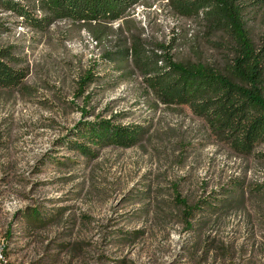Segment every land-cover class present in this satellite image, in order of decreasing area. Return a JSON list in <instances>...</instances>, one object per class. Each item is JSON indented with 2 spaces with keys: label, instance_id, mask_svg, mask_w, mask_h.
<instances>
[{
  "label": "rangeland",
  "instance_id": "374dc122",
  "mask_svg": "<svg viewBox=\"0 0 264 264\" xmlns=\"http://www.w3.org/2000/svg\"><path fill=\"white\" fill-rule=\"evenodd\" d=\"M246 19L261 45L264 10ZM135 46L146 58L223 73L232 58L226 37L165 0H137L115 23L45 30L0 9V50L26 74L17 89L0 90V237L9 261L264 264V142L239 154L189 107L163 105L134 57H110ZM109 126L143 136L131 148L89 141Z\"/></svg>",
  "mask_w": 264,
  "mask_h": 264
},
{
  "label": "trees",
  "instance_id": "16d2710c",
  "mask_svg": "<svg viewBox=\"0 0 264 264\" xmlns=\"http://www.w3.org/2000/svg\"><path fill=\"white\" fill-rule=\"evenodd\" d=\"M43 16L35 19L15 0H0V9L13 12L33 28L45 30L58 21L82 24L115 23L137 0H29ZM169 9L186 19H201L211 34H222L230 43L232 58L226 73L200 64L146 58L141 49H121L110 57L135 58L147 87L166 106L182 105L203 119L231 148L250 155L264 142V42L257 45L248 28L247 15L264 10V0H165ZM263 41V40H262ZM156 58L154 60L153 58ZM159 59V60H158ZM12 53L0 50V90L17 89L26 74L10 66ZM116 60V61H117ZM160 63V65H159ZM164 64V65H162ZM91 130L89 141L120 148L136 146L143 131L121 126ZM104 130V131H103ZM74 148L90 154L78 142ZM185 208L186 203L180 202Z\"/></svg>",
  "mask_w": 264,
  "mask_h": 264
},
{
  "label": "bare ground",
  "instance_id": "6f19581e",
  "mask_svg": "<svg viewBox=\"0 0 264 264\" xmlns=\"http://www.w3.org/2000/svg\"><path fill=\"white\" fill-rule=\"evenodd\" d=\"M7 245L5 243V241L0 237V252H1V255L4 256V257H7L6 258V264H12L9 259H8V256H7Z\"/></svg>",
  "mask_w": 264,
  "mask_h": 264
},
{
  "label": "built area",
  "instance_id": "2783aa9c",
  "mask_svg": "<svg viewBox=\"0 0 264 264\" xmlns=\"http://www.w3.org/2000/svg\"><path fill=\"white\" fill-rule=\"evenodd\" d=\"M6 258L7 257L2 256L0 252V264H6Z\"/></svg>",
  "mask_w": 264,
  "mask_h": 264
}]
</instances>
